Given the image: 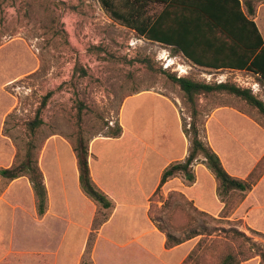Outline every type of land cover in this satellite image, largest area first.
Returning a JSON list of instances; mask_svg holds the SVG:
<instances>
[{
  "label": "rangeland",
  "instance_id": "1",
  "mask_svg": "<svg viewBox=\"0 0 264 264\" xmlns=\"http://www.w3.org/2000/svg\"><path fill=\"white\" fill-rule=\"evenodd\" d=\"M261 5L264 0L258 8ZM158 6L151 5L150 13H158ZM164 71L213 84H218L215 79L221 76L227 79L226 83L235 84L237 77L226 70L195 67L169 48L139 37L135 31L113 21L99 0H8L0 3V170L11 167L18 153L24 155L27 143L31 141L28 123L34 119L43 98L51 94L41 114L44 124L33 141L39 167L50 179L53 214L60 217V220L50 218L45 224L44 218L37 214L32 189L26 186L29 180L23 178L21 182L13 183L0 176V196L5 194L16 207L0 206L5 222L13 220L15 223L13 230L7 228L0 232V264H95L96 233L86 236V246L82 247L80 230L73 227L63 241L67 224L61 219L67 218L68 214L62 191L63 178L73 209L84 213L88 210L79 201L70 169L72 142L79 127L84 138L90 140L89 150L93 147L94 174L98 173L106 181L119 182L121 178L117 170H113V176L106 170L105 164L112 161L113 155H126L124 150L130 145L136 146L133 155L138 161L128 160L131 168L139 167L145 156L143 189L136 191L137 198L133 203L139 205L134 211L137 225L146 227L141 205L144 195L154 187L159 169L165 163L164 157L179 158L190 148L183 128L189 130L191 127L192 105L179 87L167 79ZM238 76L243 85H235L250 89L264 102L263 82L249 72ZM223 106L246 113L262 127L264 115L227 92L196 98L200 138L206 145H209V138L229 167L232 156L226 157L225 148L232 141L226 129L242 139V134L237 131L250 133L256 127L228 115L227 111L210 119L212 113ZM80 111L82 121L79 122ZM118 126L122 128L121 136L109 137L111 129ZM199 164H204L201 157L195 165ZM114 165L113 169L119 168ZM256 171L258 169L254 173ZM262 172L263 169L259 176ZM124 176L127 182L128 176ZM135 177L136 173L134 183ZM159 196L156 201L167 199L163 191ZM241 196L238 191L232 192L225 200L232 206ZM168 199L164 209H159L163 202L154 208V217L160 220L164 235L172 233L182 237V233L199 230L207 231L212 234L210 238H214L222 228H236L250 238L248 243L243 241L241 244L247 243L257 254L242 264H264V234H256L257 231L244 221L233 217L236 208L223 219L215 202H209L208 206L215 214L205 216L177 196L170 198L169 194ZM95 205L97 214L93 226L99 228L112 208L105 210L99 204ZM202 238L204 236L195 238L196 245ZM239 243L228 245L236 249ZM104 245L102 242L97 250V264H119L109 261ZM201 263L217 264V261L206 256Z\"/></svg>",
  "mask_w": 264,
  "mask_h": 264
},
{
  "label": "trees",
  "instance_id": "2",
  "mask_svg": "<svg viewBox=\"0 0 264 264\" xmlns=\"http://www.w3.org/2000/svg\"><path fill=\"white\" fill-rule=\"evenodd\" d=\"M8 0H0V3ZM262 0H99L107 15L118 24L136 32L139 37L169 48L175 55L182 56L191 65L211 70H238L246 71L257 76L264 84V40L254 18L258 5ZM151 5H160L159 13L151 14ZM167 79L179 87L185 94L193 108L192 123L189 130L184 126L183 132L189 138L190 148L183 161L171 163L162 173L158 188L152 195L149 216L156 227L162 231L160 220L154 217V208L159 202L164 209L167 201H156L162 187L172 178L184 177L189 182L195 181L194 166L203 158V163L214 176L217 182V194L225 206L221 218H228L230 211L238 208L247 192L259 179L260 170L264 171V162L258 167L248 180H241L231 176L225 169L219 155L200 138L197 126L198 110L196 98L201 95L227 92L246 101L264 115V102L258 99L250 89L238 87L229 83H205L192 80L188 77H179L176 74L164 71ZM51 94L43 98L41 107L37 110L33 120L28 123L31 132V141L27 143L24 155L17 154L14 164L0 170V176L14 181L27 178L36 198V210L39 217H43L48 207V191L45 176L39 167L38 151L33 141L37 131L44 124L41 118ZM79 122L82 121L81 111ZM80 126V125H79ZM121 127L111 129V138L121 136ZM89 143L85 139L83 130L79 127L76 138L72 142L73 152L77 160L80 188L84 195L109 210L113 203L104 191L97 187L91 175L89 164ZM263 173V172H262ZM240 192L239 201L229 206L225 200L232 192ZM177 196L187 205L193 206L180 192L170 193V198ZM162 199L161 196H159ZM194 207V206H193ZM201 215L209 214L199 211ZM259 234V232H255ZM204 236L193 248L182 264H202L206 256H211L217 264H242L257 256L253 248L248 247V238L238 229L227 230L222 228L219 235L212 237L207 231L190 230L176 237L166 233V248L171 249L189 240ZM247 242L241 244V242ZM240 242L235 248L228 243ZM88 264V263H82Z\"/></svg>",
  "mask_w": 264,
  "mask_h": 264
},
{
  "label": "crops",
  "instance_id": "3",
  "mask_svg": "<svg viewBox=\"0 0 264 264\" xmlns=\"http://www.w3.org/2000/svg\"><path fill=\"white\" fill-rule=\"evenodd\" d=\"M157 8H159V13L162 9V6L159 5ZM263 9L264 5H261L258 8L254 21L258 26V29L264 40ZM222 111H227L229 113L228 115L236 117L240 120H246L256 127L255 130L251 131L250 133H247L245 131L242 132L241 129L237 131L238 133L242 134V139L235 137L228 129H226V134L228 136H231L232 141V143H229L228 147L225 148L226 157L228 158L229 155L232 156V163L229 164L228 167L223 159L220 158L225 169L231 176L246 181L264 162V127H262L256 121L252 120L246 113L229 106H223L216 109V112L212 113L210 119L215 118L216 114ZM208 144L211 148L214 149V145H212L213 143L209 140V138ZM135 147L136 146L130 145L128 149L124 150L126 155H113L111 157L112 161H109L110 164L108 163V161L105 164L107 172L112 174V176L113 170H117L118 173H120L121 178L119 182H117L116 180L106 181L105 178H101L98 173L94 174L92 168L93 156L91 155L93 147L90 149L89 164L92 179L97 187L104 191L113 203V207L108 215V218L102 223L99 228H94L93 226L97 214V206L95 205V202L84 195L80 188L77 160L74 152L71 151L70 156L72 158V163L70 165V169L73 176L72 178L75 185V191L77 196L80 198L79 201L82 202V204H84V207H87L88 210H86L87 212L84 213L81 210L75 211L73 209V205L70 201L71 198L69 196L68 186L65 179L63 178L61 182L62 191L68 205L67 218L61 219V221L67 224L63 241H66V239L68 238V234L70 233L71 229H73V227H76L80 230L79 233H81V235L79 237L83 240L82 247L86 246V236H89L91 233H96L97 238L95 240L93 252V259L95 261V264H97V250L102 242L105 244L104 246L106 247L105 250L109 257V261L112 263L182 264L195 247V238L174 248L167 249L165 246L166 235H164L162 231H160L152 222L149 216V210L151 205L150 199L159 186L163 171L171 163L183 161L188 155V150H185L179 158L165 159L164 157L165 163L159 169L158 177L156 179V182L154 183V187L150 192L144 195L143 204L141 205V209L144 210V215L146 217V227L139 228L136 223L137 217L134 212L135 210H137L139 205H136L133 202L137 198L135 197L137 195L136 191H138V189L141 190V188L143 189L141 180L143 176L145 156H142V163L140 162V164L138 165L139 167H137L136 165L132 167V169L130 167V164L128 163V160L132 161L133 158L134 162L138 161L137 157L133 155L135 152ZM124 151H121L120 153ZM214 151L217 153L215 149ZM242 154L246 156H240ZM161 157L163 158V156ZM122 162H124L125 165L119 164ZM114 164L119 165V168L113 169L112 165ZM194 171L196 176L194 182H189L182 176H177L170 179L161 189V191H163V193L167 195V199H165L164 201L168 200L170 193L180 192L189 202H192L194 208H197L199 211L214 215L215 213L212 212L214 209L212 210V208L208 206H210L209 202H215L218 204L217 212L221 213L224 208V203H222L218 197L217 182L214 176L204 164L195 165ZM134 173H136L135 183L133 181ZM124 174L128 176L127 182L124 181ZM44 175L48 191V207L46 214L43 216L46 224L47 221L50 220V218L60 220V217L53 214L50 179L48 178L46 173ZM22 179L23 178H20L11 182L19 183L22 181ZM135 185L137 187H135ZM26 186L32 189L29 181L27 182ZM5 196V194L0 196V206L3 205L12 209H16V207H14V205L10 203L5 198ZM33 197L36 203L34 192ZM122 210H124L123 214H121ZM233 217H238V220L244 221V223L253 230L264 234V171L256 181V183L253 185L252 190L246 193L244 200L233 214ZM5 220V215L0 207V232L4 231L7 228L12 229V227L15 226L13 220L7 222H5ZM122 234H124V236H122ZM178 253H180V256H178Z\"/></svg>",
  "mask_w": 264,
  "mask_h": 264
},
{
  "label": "built area",
  "instance_id": "4",
  "mask_svg": "<svg viewBox=\"0 0 264 264\" xmlns=\"http://www.w3.org/2000/svg\"><path fill=\"white\" fill-rule=\"evenodd\" d=\"M227 72H230V73H232V74H237V77L234 79V83L235 84H238L239 86H242L243 85V82H242V80H241V77L240 76H238L239 75V73H244L245 71H236V70H226ZM213 77V76H212ZM227 77V76H226ZM216 80V82L218 83V84H221V83H226V80L227 79H225V78H223L222 76H221V78H217V79H215ZM245 83V82H244ZM245 85H247V84H245ZM256 85V87H258L259 88V86L260 85H258L257 83L255 84Z\"/></svg>",
  "mask_w": 264,
  "mask_h": 264
}]
</instances>
